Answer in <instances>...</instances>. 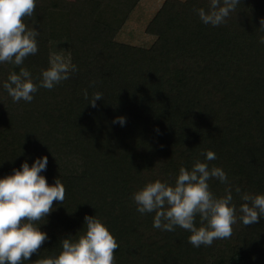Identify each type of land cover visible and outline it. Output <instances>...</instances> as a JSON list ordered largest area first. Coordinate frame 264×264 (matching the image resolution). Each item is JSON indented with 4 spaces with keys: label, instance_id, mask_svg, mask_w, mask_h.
<instances>
[{
    "label": "trees",
    "instance_id": "16d2710c",
    "mask_svg": "<svg viewBox=\"0 0 264 264\" xmlns=\"http://www.w3.org/2000/svg\"><path fill=\"white\" fill-rule=\"evenodd\" d=\"M140 2L38 0L25 20L40 30L38 52L19 67L38 77L62 45L79 70L40 88L32 102L12 101L2 85L19 67L0 64V177L47 155L41 174L50 184L60 176L66 188L64 203L54 201L37 222L49 239L24 264L58 254L64 237L78 238L86 214L114 234L116 264H264V218L238 220L230 238L196 248L190 232L154 228V213L139 214L130 199L148 182L174 183L205 150L216 153L209 166L222 167L233 189L264 193V32L257 30L264 0H240L218 27L195 11L208 0H164L146 28L156 36L151 45L119 41ZM85 89L89 98L103 94L96 107ZM121 115L126 124H113ZM209 184L217 196L228 187L216 178Z\"/></svg>",
    "mask_w": 264,
    "mask_h": 264
},
{
    "label": "clouds",
    "instance_id": "9594fccd",
    "mask_svg": "<svg viewBox=\"0 0 264 264\" xmlns=\"http://www.w3.org/2000/svg\"><path fill=\"white\" fill-rule=\"evenodd\" d=\"M38 0H0V64L22 66L25 59L38 52L40 30L29 27L26 18L32 17ZM240 0H208L207 8L195 9L205 25L218 27L226 23ZM264 32V17L260 18ZM264 44V36L260 37ZM78 66L60 54H50L48 67L36 78L25 67L9 73L3 89L13 102H32L40 88L53 89L77 72ZM93 81L90 86H94ZM88 104L96 107L103 98L99 91L89 98ZM87 104V105H88ZM113 124H126V117H115ZM159 131V129H157ZM203 161L197 159L192 167L181 166L175 182L159 179L148 182L131 195L136 211L153 214V227L162 231H175L177 227L188 232V243L193 247L211 246L215 240L228 239L239 220L253 225L264 218V193L250 194L239 186L234 189L227 172L219 166H209L217 158L213 150L201 152ZM48 156L37 157L30 165L25 160L19 168L0 177V264H24L33 254L39 255L42 244L49 239L41 229L44 220L54 211V201L64 203L66 188L60 176L49 183L45 175ZM218 179L228 184L225 193L217 196L209 181ZM242 203L237 208L234 194ZM239 213V215H238ZM199 217V226H197ZM85 230L76 239L69 235L60 240L61 251L52 256L38 258L34 264H116L115 250L118 241L104 220L95 215L84 217Z\"/></svg>",
    "mask_w": 264,
    "mask_h": 264
},
{
    "label": "rangeland",
    "instance_id": "374dc122",
    "mask_svg": "<svg viewBox=\"0 0 264 264\" xmlns=\"http://www.w3.org/2000/svg\"><path fill=\"white\" fill-rule=\"evenodd\" d=\"M73 1V0H72ZM164 0H141L133 13L129 16L116 38L119 41L138 46L151 45L156 36L146 32V28L157 13ZM53 54H60L70 60L68 49L62 45L57 47Z\"/></svg>",
    "mask_w": 264,
    "mask_h": 264
}]
</instances>
